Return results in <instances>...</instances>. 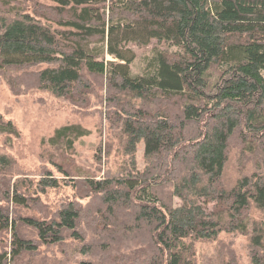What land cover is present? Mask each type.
<instances>
[{"label": "trees", "instance_id": "1", "mask_svg": "<svg viewBox=\"0 0 264 264\" xmlns=\"http://www.w3.org/2000/svg\"><path fill=\"white\" fill-rule=\"evenodd\" d=\"M53 1L45 21L2 3L0 73L8 71L15 94L36 88L72 102H83L91 89L86 75L105 76L126 159L101 178L80 167L69 181L87 199L79 209L69 204L35 217L0 204V233L10 232L0 264L44 259L40 245L62 249L56 264H196L195 242L221 232L247 236V264H264V0ZM151 42L175 49L153 47L147 70L131 75L128 44ZM24 68L28 75L14 79ZM0 134L11 141L20 131L0 116ZM85 134L65 125L49 141L71 151ZM233 145L256 160V171L229 184L224 172ZM0 166L9 159L0 155ZM2 190L3 200L44 211L29 178ZM218 264L238 263L229 250Z\"/></svg>", "mask_w": 264, "mask_h": 264}, {"label": "rangeland", "instance_id": "2", "mask_svg": "<svg viewBox=\"0 0 264 264\" xmlns=\"http://www.w3.org/2000/svg\"><path fill=\"white\" fill-rule=\"evenodd\" d=\"M2 3L18 4L25 13L40 17L42 21H45V17H51L49 13L53 12L55 5L53 0H0V6ZM35 12L39 14L36 15ZM89 45L100 46L101 43L90 42ZM128 47L135 53V58L129 66L130 73L134 76L147 70L148 62L153 55V47L169 51L175 49L168 48L166 44L158 45L153 42L143 46L130 43ZM105 58L116 61L107 54ZM30 70V68H24L22 71L20 69L17 72L14 70L13 77L15 79L16 74L22 72L25 77ZM1 72L0 116L3 119H10L20 131V136L7 141L6 136L0 134V155L9 159L7 168L0 166V204L8 206L10 214L35 217L49 214L51 217L56 209L61 210L69 204L79 209L87 199H81L69 181L71 178H76L74 174L80 173V167L86 171H95V177L101 178L106 171H118L126 159L121 144L120 121L113 114L116 106L108 101L105 76L102 78L97 75H86L91 82V89L83 102H72L36 88L32 90L20 88L15 94L11 89L12 84L9 86L6 81V77L9 78L8 71ZM65 125H79L88 131V134L74 140L71 151H65L61 144L54 146L49 141L55 130ZM242 157L239 148L233 145L224 172V178L229 184L241 174H251L252 171H256L253 164L255 159ZM135 161L136 168L143 169L145 161L142 141L136 145ZM53 162L62 163L65 168L67 167L68 173L59 172ZM24 178L36 183L37 196L44 211L35 207L16 206L2 199L4 183L12 185L15 180ZM55 183L57 186L53 187ZM172 202L176 205L180 203L175 198ZM77 225L78 220L76 227ZM19 229L25 236L36 239V232L30 227L20 224ZM73 235L72 232L71 236ZM9 242L10 232L0 233V247L6 249ZM74 242L71 238H66L64 241L68 245ZM246 244L247 236L226 232H221L213 241L198 240L195 242V262L218 264L230 250L238 264H247ZM39 249L46 253V258L39 259L36 256L37 259L30 260L33 264H56V260L64 257L59 247L45 248L40 245ZM77 261L79 262V259ZM19 264H27V262L20 260ZM68 264L75 263L73 261Z\"/></svg>", "mask_w": 264, "mask_h": 264}]
</instances>
